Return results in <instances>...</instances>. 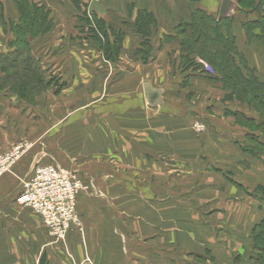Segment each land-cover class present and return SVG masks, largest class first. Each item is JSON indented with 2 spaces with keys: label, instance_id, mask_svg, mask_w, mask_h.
Wrapping results in <instances>:
<instances>
[{
  "label": "rangeland",
  "instance_id": "rangeland-1",
  "mask_svg": "<svg viewBox=\"0 0 264 264\" xmlns=\"http://www.w3.org/2000/svg\"><path fill=\"white\" fill-rule=\"evenodd\" d=\"M200 1L206 8H197L218 20L221 0H193L190 4L195 8ZM233 1L237 5L236 11L232 17L224 19L226 22H222L224 34H234L236 25L246 31V34L260 31L248 26V23L258 18L259 8L264 1L257 0L260 4L243 8L247 12L238 9L241 8L238 0ZM67 14L69 18L77 19L69 12ZM83 16L86 15L82 14L81 17ZM170 28L167 27L171 30ZM6 29L10 32L8 35L5 31L0 32V61L4 60L3 56L13 53L8 48L12 36L21 39L24 35L20 29L16 36L11 32V26ZM0 30H3L1 25ZM173 32L170 37H164L162 42L168 47V53L160 61L157 59L160 68L154 67L151 71L148 69L151 68L149 61L156 48L145 51L141 48L142 39L137 44L133 40V51L139 47L140 50L135 56L134 52L125 56L122 63L118 61L113 64L112 86L108 85L110 89L107 90L102 86L92 90L87 84H73L81 79V75L73 73L74 69L93 65L97 60L90 58L91 51L94 52L92 47L91 50H79V57L65 52V55L55 57L49 63L52 57L49 59L41 51L46 50L45 44L38 40L39 36L32 38L29 43L31 51L48 82V89L34 99L30 94L27 100H21L12 92L13 89L10 90L12 87H5L9 84L6 79L8 73L14 70L9 69L10 64L0 62V140L2 145L5 138L3 136L8 132L14 142L7 144L10 147L6 150L2 146L0 156L10 153L17 145L23 144L26 148V152L7 167V171L2 174L0 170L1 181L10 176L13 168L25 159L20 169L24 173L20 180L5 184L12 185L15 189L0 200V264H207L208 261L211 264H234L236 256H241L244 260L238 261V264H249V258L254 255L259 258L254 252L251 230L264 219V202L261 200L264 198L261 190H264V156L251 164L240 165L244 156L235 154L238 145L233 139L224 137L223 131L226 129L220 123L212 118L200 117L198 108L192 110L188 118L183 117L186 111L181 106H175L174 109L168 107V102L173 97L184 98L183 93L186 91L180 89L189 87L195 79L203 78L213 84L219 83V77L215 75L219 74L207 72L206 68L210 71L212 68L202 62H198L202 66L201 70L194 69V73L191 71L195 76L187 77L188 73H181L186 68V59L179 54L180 41L174 39ZM130 34L132 36L134 32ZM258 43L261 45L259 40ZM85 45L89 46L87 42L77 38L74 46ZM176 46L180 51L173 50ZM135 57L140 61L139 64H147L140 68L148 73L141 74L158 76L157 81H154L156 87L164 89V95L169 98L157 111H144L143 114L148 119L145 125L142 122L128 124L127 119L136 117L138 99L139 102L144 100L142 83H150L139 80V75L135 73L138 63ZM58 66L63 69L64 74L56 71ZM162 67L165 68L164 74L159 70ZM126 76L129 78V85L124 87L129 89L120 86V80ZM12 85H16L15 81L11 82ZM198 91L206 90L200 88ZM89 95H93L94 103L83 104V100L87 101L86 97ZM125 95V100L130 103L128 109L132 110L131 113H128L130 110L126 112V105L121 97ZM191 96H188L189 99ZM110 98H114L112 104ZM225 98L236 99L233 92ZM51 99H60L62 103L54 100L53 104ZM145 106L149 107L147 104ZM232 108L227 109L226 114L239 113ZM218 110L223 111L221 108L217 109V115L220 114ZM78 112L95 115L94 131L86 130L85 137L81 134L84 127L79 128L82 122L73 123L71 118ZM122 116L126 120L124 123L121 122ZM237 121L255 128L251 122ZM138 124L146 129L144 145L151 152L142 156L138 154L144 160L143 165H137L136 154L130 153L132 149L127 148L134 147L136 138L128 139L125 136L128 128L131 131L138 130ZM73 127L77 131V137L70 143L72 148L58 144L62 138L56 137L57 130L60 129L58 135L66 136ZM150 129H154L156 134L159 130L160 135L154 134L153 137ZM252 139L254 140L251 137L250 143L256 145ZM260 140L263 141V138ZM158 145H162L159 150L156 149ZM244 148L240 147L242 150ZM57 149L70 153V160L64 156L59 159L52 155L51 152ZM85 150L90 153L79 158L78 153ZM152 150L160 153L153 154ZM258 150L264 153L259 146ZM145 161L148 163L145 164ZM54 165L80 177L82 183V188L75 195L76 210L73 212L76 218L68 223L65 231L57 224L51 229L34 209L35 206L39 210L47 208L46 200L40 196L46 192L43 182L37 183L39 188L32 194L31 205L19 200L26 179L31 178L37 168ZM214 176H222L233 187L244 191L247 202L240 205L244 198L237 201L226 200L225 210L221 207L220 200L212 201L213 196L205 193L208 187L202 185L201 180H210ZM159 179L162 181L156 189L157 193L161 191L162 196L158 198V194H154L153 183L154 180L158 183ZM33 185L36 186L34 183ZM0 194L2 196L1 192ZM257 198L261 203H257ZM7 201H10L12 207L9 206L10 203L3 206ZM63 210V216L71 214L70 207ZM93 228L96 230L95 234L92 233ZM89 229L91 233L88 232ZM191 235L193 236L190 237Z\"/></svg>",
  "mask_w": 264,
  "mask_h": 264
},
{
  "label": "crops",
  "instance_id": "crops-1",
  "mask_svg": "<svg viewBox=\"0 0 264 264\" xmlns=\"http://www.w3.org/2000/svg\"><path fill=\"white\" fill-rule=\"evenodd\" d=\"M20 0H0V25L2 26L3 30H0V32H6L7 35L10 33L7 31V27L10 26L9 24H13V23H18L19 21V14H18V8H17V3ZM32 2L38 4L39 6H44L48 11H50L51 14V29L48 33L46 34H40L38 40L42 41V43L45 44L46 50H41L42 51V55L44 56H48L49 59H51L50 57H52V60L49 61L53 62L55 57H59V56H63L65 55V52H68L69 54L79 57L80 56V51L79 50H84L86 51L87 49L92 47V50L94 52L91 51V57L90 58H96L97 60L93 62V65H89L87 67H79L74 69L75 71L73 73L76 72L77 75H81V79L80 81H74L73 84L79 86L83 85V84H87L88 88L94 90L93 88L95 87H104L105 90L110 89V86L107 87L108 85L112 86V75H113V68H115L113 66V64L115 63H122L123 62V58L125 56H130L132 52H134V56L137 55V52L140 50V47L135 51H133V40L136 41V44L139 43V41L142 39L141 35L138 33L137 31V26H136V17L138 16V12L140 11H145L148 12L150 14H152L155 17V20L157 21V25L155 28H153L152 32H153V36L151 38L152 41V45L153 48H156V50L153 53V56L151 58L150 62V67L148 68L150 71L152 70V68L158 67V63L161 60L162 56L167 55L168 53V47H165L164 44H162L164 37H170L171 36V32L175 33L174 39H176V27L178 25H180L181 23H191L192 22V11L191 9H194V6L192 4H190V0H98L99 4L104 8V13H98L96 11L90 12V4L93 0H31ZM198 1V0H196ZM197 4V2H196ZM197 7H203L206 8L202 2H198ZM200 8V9H201ZM87 10V14H89V17L91 14L95 13L98 16V19L103 20L107 27L109 28H113L115 29L117 32H120L124 35V37H122V43H121V47L118 50V59L115 62H111V61H107L104 59L103 53L101 51V44L98 43V41H95L94 38H92L87 32H88V27H90L84 20V16L81 17V15L83 13H85ZM6 12H8V14H6ZM67 12H69V14L74 15L76 18H69V15L67 14ZM80 16V17H79ZM171 27L169 29H167V27ZM83 27V29H81ZM87 28V29H84ZM131 27V28H130ZM131 29V30H130ZM171 31V32H170ZM82 32V33H80ZM130 32H134V34H132V36H130ZM80 34V36L78 35ZM234 34L236 37V45L238 50L244 55L246 62L249 66V68L251 70L254 71L255 76L257 77V79L261 82L264 83V47L262 45H260L258 43L257 39H250L245 31L241 30V27H237L234 26ZM77 38L83 40V42H87L89 46L85 45L83 47H75V43L77 41ZM135 38V39H134ZM142 41V40H141ZM175 44L177 45V43L175 42ZM68 45V46H67ZM44 47V48H45ZM65 47H67L65 49ZM131 47V49H130ZM9 48V47H8ZM87 48V49H86ZM176 47L173 48V50H175V52H178L180 50H177ZM132 50V51H131ZM50 54H49V53ZM55 52V53H54ZM97 55H96V54ZM54 54V55H52ZM93 54V55H92ZM179 54L184 55L181 51L179 52ZM96 55V56H95ZM136 58V57H135ZM192 59L195 60L196 63L198 62H202L203 64L207 65L201 58H199L198 56H192ZM159 61H158V60ZM121 60V61H120ZM136 61L137 58L135 59ZM140 61H138L137 63V70L135 73H137L139 75V80H145V81H149L152 86L154 88H157V84L154 81H157L158 76H156L155 74H151V75H144L146 73H148V71H143V69H141L140 67H142V64H139ZM100 64H103L102 66H100ZM199 64V63H198ZM147 65V64H146ZM144 64V66H146ZM143 66V67H144ZM208 66V65H207ZM164 67H162L160 70V72H163L162 74L165 73L164 71ZM56 70V69H55ZM63 69L61 67H57V70L59 74L63 73L64 71H62ZM207 72H211V74H213V69L212 71L209 70V68L205 69ZM193 71L192 68H183V70H181V73H188L187 77L192 75L195 76L193 73L191 72ZM129 72H126V74H128ZM144 73V74H141ZM216 73V72H215ZM216 77H219V75L215 74ZM150 76L151 79H150ZM126 78V79H125ZM194 78V77H193ZM192 78V79H193ZM129 78L128 76L126 77H122V79L120 80V86H123L121 88H126L129 89V87H124V86H128L129 82H128ZM194 82H192L190 84L189 87H182V89H180L181 91H186L184 94V98H178V97H173L172 100L169 101V98L166 97L164 95V101L162 103V105L160 106V108L163 106L164 102L169 104V108L171 106L172 109H174L175 106H181L180 108H184L186 111V114L183 115V117H188L191 116L190 113L192 112V110H194L195 108H198L197 111L200 112L201 116L200 117H208V118H212L213 121H216L217 123H220L222 125V127H224L226 130H224L223 132L225 133L224 137H228L234 140V142L238 145V150H236L237 155L239 154H243V160H242V164H251L253 161L259 160L260 156L263 159L264 153L259 152V154H251V152L246 150H242L240 149V147H245L246 145H250V138L252 136V134L254 133L253 129L250 128L247 125H243L240 124L239 120H243V121H248L247 119H251V120H255V123H253L252 121H248L251 122V125H256L259 126L262 124L263 122V117L261 116V114L257 113L253 108L247 106V105H243L241 104L237 99L234 98H230V99H226V95L230 96V94H232L231 90L226 89L221 82H219L218 84H213L210 80L208 79H195L193 80ZM136 84L134 83V86ZM170 85V84H169ZM133 86V87H134ZM143 86V83L142 85ZM132 87V88H133ZM171 87V86H170ZM200 88L206 90V91H198ZM207 92V93H206ZM207 94V95H206ZM191 96V98L189 99L188 96ZM197 95L199 97H197ZM212 95H214L215 97H212ZM143 96H144V89H143ZM124 99V105H126V112L129 111L130 109H128V107L130 106L129 101L125 100L126 95L123 97ZM87 101L83 100L84 103L87 104H93L95 99L93 97V95H89ZM57 103H62V101L60 99H51V102H53V104L55 103V101ZM114 100V98H110V103L112 104V101ZM116 101V100H115ZM80 102V101H79ZM117 102V101H116ZM146 102L145 97L144 100H140L138 99V103L136 104V109L137 110V114L136 117H127L128 119V124L129 123H140L142 122V125H145L146 121L148 120L147 118H145L144 116V111L145 110H150V111H157L158 108H152V107H148L146 108ZM79 104V103H78ZM237 104V105H234ZM148 105V104H147ZM223 106V107H222ZM229 106V107H228ZM232 106H234V108H232ZM222 109L223 111H219L220 114L217 115L215 113V111L217 109ZM232 108L236 113V115H228L226 114L227 109ZM132 109V108H131ZM178 111H180V109H177ZM230 110V109H229ZM132 110H130L128 113H131ZM225 112V113H224ZM189 113V114H188ZM212 113V114H211ZM199 114V115H200ZM243 114V115H242ZM106 116V115H105ZM182 116V113H181ZM95 115L92 113H80L78 112L77 114L72 115V119H73V123L75 122L76 124H79L80 122H82L81 125H79L80 129L84 127V130H82L81 134H84L85 137V131L86 130H93V121ZM160 117V116H159ZM231 119H230V118ZM237 117V118H236ZM245 119H244V118ZM125 118V117H124ZM123 116L121 117V122L124 123ZM139 125V129L138 130H133L131 131L130 128H128V131L126 133V138H136L137 143H135L134 147L133 146H128L127 148H131L132 150L130 151V153H134L136 154V159H137V165H143V161L141 159V157L138 156V154H141V156L143 154H151V152L145 149V145H144V135H145V131L146 129L141 128L140 124ZM156 126V125H155ZM75 127V126H74ZM73 127V130H71L70 133H68L66 136H60L58 135V132L60 129L57 130L56 132V137L58 138H62L61 140H59L58 144H60L61 146H68L70 148H72V146H70V143H73V141H75L76 137H77V131L75 130V128ZM153 133L152 136L155 137V135H160L159 130L158 133L156 134L154 132V129H150ZM80 134V135H81ZM149 134V133H148ZM155 134V135H154ZM4 140L2 141V145H1V140H0V148H4V150L8 149L10 147V145L7 144H13L14 142L12 141V139H10L12 137V135L8 132H6L4 134ZM67 138L73 139L72 141H69ZM123 138H125L123 136ZM159 147L156 148L157 150H159L161 148L162 145H158ZM247 146V147H248ZM172 147V146H171ZM169 147V148H171ZM254 147V146H253ZM90 148V147H89ZM208 149V147H207ZM3 150V149H2ZM152 152H154L153 154H159L160 152H156L154 150H152ZM241 152V153H239ZM52 155H54L56 158L61 159L60 157L64 156L65 158H68L70 160L71 156L70 153H68L65 150H60L57 149L56 151L51 152ZM90 152L86 153L85 151H80L79 154V158H82V155H86L89 154ZM73 156L74 154L71 153ZM262 154V155H261ZM258 155V156H256ZM63 157V158H64ZM74 158V157H73ZM237 158V157H236ZM25 159H22L20 161V163H18L16 165L15 168H13V171H11L10 176H8L7 178H5L4 180L0 181V192L2 193V196L0 194V200H2V198H4V196L6 197L7 194H9L10 192H12L15 188L12 185H8L6 186L5 184L7 182L9 183H13V182H17L20 180L21 176L24 174L20 169H22V165L23 163H25L24 161ZM236 160V159H235ZM148 163L145 161V164ZM153 165L155 163H152ZM79 166H82L81 164H79ZM80 168V167H79ZM264 178V176H262ZM162 180L159 179L158 183L156 182V180H154L153 183V188H154V194H158V198L159 196H162V193H160L161 191L159 190V193H157V189L156 187H158L161 183ZM171 181V180H170ZM169 181V182H170ZM137 182H140L137 180ZM231 182H228L222 177V176H217V177H211L210 180L207 179H202L201 180V184L204 186H207L208 189L205 190V193L213 196V198L211 199L212 201H218L220 200L222 202L221 207H223V209L225 208V210L227 209L226 206V200L229 201H237L239 199H245V192L241 191L240 188L238 187H233L231 184ZM171 183H169L168 186H170ZM6 187H11L9 189H7ZM13 187V189H12ZM244 195V197H243ZM246 196H248V194L246 193ZM248 198V197H247ZM243 201H240L242 203H240V205H243V202H247V200L245 199ZM259 200V201H258ZM6 201V200H5ZM12 201V200H10ZM10 201L4 202L3 206H8V204L10 203ZM197 201V200H196ZM258 201L257 203H261L260 199L257 198ZM12 207V204L10 203V205ZM220 207V206H219ZM221 210V209H220ZM219 211V210H217ZM88 230V228H87ZM89 233H91V229H89L88 231ZM253 230H251V234H252ZM92 233L95 234L96 230L95 228L92 229ZM189 235V234H188ZM193 235H191L190 237H192ZM193 246V245H192ZM199 246H197L198 248ZM190 249V251H192V248H188ZM194 254V252H192ZM192 253H189L190 255H193ZM179 261V259H177ZM207 264H211L209 261L207 262Z\"/></svg>",
  "mask_w": 264,
  "mask_h": 264
},
{
  "label": "trees",
  "instance_id": "trees-1",
  "mask_svg": "<svg viewBox=\"0 0 264 264\" xmlns=\"http://www.w3.org/2000/svg\"><path fill=\"white\" fill-rule=\"evenodd\" d=\"M238 1L241 7L238 9L242 12H247L243 8H247V6L250 8L257 3V0ZM16 3L19 21L18 23L10 24L11 32H14V36H16L17 30L20 29L24 35L21 39L12 36L8 47L10 50H13V53L3 56L4 60L0 62L10 64L9 69L14 70L8 73L9 75L6 79L9 84L5 87H12L10 90L13 89L12 92L21 100H27L30 94L34 99L35 96L48 89V82L44 79L41 68L31 51V44L29 43L32 38L50 31V11L31 0H20ZM191 11L192 22L181 23L175 29L176 39H179L181 51L184 54L183 58L186 59H184L185 69L192 68L193 70H201L202 66L191 58L192 56H198L214 72L219 74V82L226 89L231 90L241 104L247 105L261 114L263 122L259 126H254V133L251 136L254 138L252 142H255L256 145L250 143L249 146L246 145L244 148V150L251 152V154H259L258 146L264 150V83H261L257 79L254 71L249 68L244 55L238 50L235 35L231 32V34L225 35L222 31L221 24L222 22H226V20H215L200 8H192ZM87 13V10L83 13L86 15L83 17L85 22L90 26L88 27L87 33L101 44V51L105 60L111 62L117 61L118 50L121 47L122 37L124 35L113 28H108L103 20L98 19L97 14L93 13L89 17ZM258 13V18L248 23V26L251 25L254 29L260 31H257V33L255 31L256 34H250L248 32L247 36L250 39L254 38L259 40L264 47V3L260 6ZM156 25L157 21L152 14L145 11L138 12L136 26L143 41L141 48L145 51H152L153 49L151 38L153 36L152 30ZM4 71L7 72L6 69ZM32 80L34 83H32ZM12 81H15L16 85L19 83V86H11ZM247 120L255 123V120ZM260 138H263V141ZM261 190L264 192L263 189ZM261 200L264 202V198ZM252 236L254 252L259 258L254 255L247 262L249 264L256 262V264H264V219L254 227ZM242 260L241 256H236L234 264Z\"/></svg>",
  "mask_w": 264,
  "mask_h": 264
},
{
  "label": "built area",
  "instance_id": "built-area-1",
  "mask_svg": "<svg viewBox=\"0 0 264 264\" xmlns=\"http://www.w3.org/2000/svg\"><path fill=\"white\" fill-rule=\"evenodd\" d=\"M96 1L98 2V0ZM25 152L26 148L22 144L14 147L13 151L10 153L0 156L1 173L3 174L7 171V169ZM80 181V177H76L57 165L41 166L37 168L31 178H27L23 183L24 188L19 200L24 204L31 205L33 202L32 194L34 195L35 190L39 188L37 183L43 182L46 192L41 193L40 196L46 200L47 208L39 210V208L35 206L34 209L51 229L57 224L59 228L65 231L68 223L76 218L74 214L76 210V207H74L75 195H77L78 190L82 188V183ZM33 183L36 184V186H34ZM66 207H70L71 214L63 216V209ZM63 233L64 232H62V235Z\"/></svg>",
  "mask_w": 264,
  "mask_h": 264
},
{
  "label": "water",
  "instance_id": "water-1",
  "mask_svg": "<svg viewBox=\"0 0 264 264\" xmlns=\"http://www.w3.org/2000/svg\"><path fill=\"white\" fill-rule=\"evenodd\" d=\"M237 5L233 0H221V5L219 9L218 19H227L235 14ZM96 11L103 14L104 8L97 2L93 0L90 4V12ZM144 97L149 107L160 108L164 101L165 90L162 88H154L151 83H145L143 85Z\"/></svg>",
  "mask_w": 264,
  "mask_h": 264
}]
</instances>
